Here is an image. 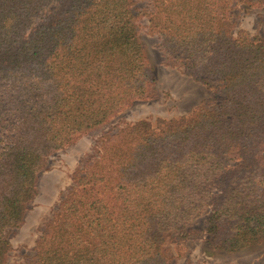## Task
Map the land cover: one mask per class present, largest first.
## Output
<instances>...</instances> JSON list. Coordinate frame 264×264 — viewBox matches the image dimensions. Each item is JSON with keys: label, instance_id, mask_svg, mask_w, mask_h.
Returning a JSON list of instances; mask_svg holds the SVG:
<instances>
[{"label": "trees", "instance_id": "obj_1", "mask_svg": "<svg viewBox=\"0 0 264 264\" xmlns=\"http://www.w3.org/2000/svg\"><path fill=\"white\" fill-rule=\"evenodd\" d=\"M140 1L0 0V264L50 155L159 96L142 17L213 97L102 133L21 264H171L170 232L212 254L264 243V39L232 20L264 0Z\"/></svg>", "mask_w": 264, "mask_h": 264}, {"label": "rangeland", "instance_id": "obj_2", "mask_svg": "<svg viewBox=\"0 0 264 264\" xmlns=\"http://www.w3.org/2000/svg\"><path fill=\"white\" fill-rule=\"evenodd\" d=\"M138 5H143V2L140 1ZM232 20L235 32L244 29L251 36L264 39V7L245 8L238 4L232 10ZM139 23L140 38L156 70L159 96L135 103L106 126L80 136L50 155L46 167L38 175L37 195L27 209L24 223L8 233L12 251L7 264H21L34 255L35 242L44 223L52 217L64 192L72 184V176L80 168L82 159L91 153L94 141L102 133L144 118L172 119L189 115L197 106L213 97V89L167 64L158 37L149 32L147 17H142ZM201 228L200 219L186 229ZM166 248L171 264H254L264 256V243L248 247L240 254H212L208 252L210 249L205 246L203 238L185 240L175 232L168 234Z\"/></svg>", "mask_w": 264, "mask_h": 264}]
</instances>
